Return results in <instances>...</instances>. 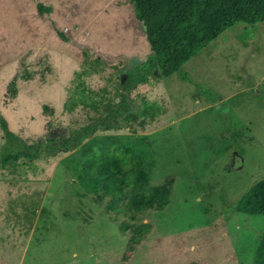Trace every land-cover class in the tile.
<instances>
[{
	"label": "rangeland",
	"instance_id": "374dc122",
	"mask_svg": "<svg viewBox=\"0 0 264 264\" xmlns=\"http://www.w3.org/2000/svg\"><path fill=\"white\" fill-rule=\"evenodd\" d=\"M150 54L128 0H0V120L44 141L38 158L0 166V264H254L264 217L237 207L264 179V22L235 23L168 78L125 88ZM86 149H127L149 184L112 201ZM163 185L164 210L132 221L127 201Z\"/></svg>",
	"mask_w": 264,
	"mask_h": 264
},
{
	"label": "trees",
	"instance_id": "16d2710c",
	"mask_svg": "<svg viewBox=\"0 0 264 264\" xmlns=\"http://www.w3.org/2000/svg\"><path fill=\"white\" fill-rule=\"evenodd\" d=\"M137 21L142 23L146 42L150 49V60L139 76L125 80V88L133 83H145L148 75L157 70L162 79L176 73L208 43L216 39L225 29L235 23L255 25L264 22V0H128ZM39 16L49 13L50 8L36 5ZM60 37L64 38L62 34ZM88 104L89 103V100ZM122 99L117 110L111 113L107 123L123 115L127 108ZM88 107L87 104L83 103ZM75 106L73 99L65 105L67 110ZM105 125V124H104ZM4 144L0 151V166L16 163L19 159L32 160L40 156L44 141L35 146L26 145L0 120ZM65 144L70 142L64 141ZM74 144L77 142L74 141ZM58 149L55 139L46 141V151ZM87 167L102 183L103 195L114 200L124 197L126 189L140 188L149 184L150 165L139 157L131 158L128 150L114 152L101 149L99 153L84 151ZM77 168V175L80 174ZM170 190L166 186L153 187L147 193L130 198L125 208L127 216L134 221L150 210L163 211L169 203ZM113 203V202H112ZM239 212L264 217V179L256 183L241 199ZM140 237L149 234L148 228L137 231ZM190 264H198L196 262ZM254 264H264V236L262 237Z\"/></svg>",
	"mask_w": 264,
	"mask_h": 264
}]
</instances>
